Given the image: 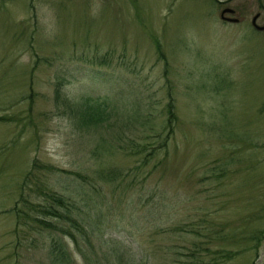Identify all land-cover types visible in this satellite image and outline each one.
I'll return each mask as SVG.
<instances>
[{"label":"rangeland","instance_id":"rangeland-1","mask_svg":"<svg viewBox=\"0 0 264 264\" xmlns=\"http://www.w3.org/2000/svg\"><path fill=\"white\" fill-rule=\"evenodd\" d=\"M219 10L0 0V264H51L45 192L75 264H264V32Z\"/></svg>","mask_w":264,"mask_h":264},{"label":"trees","instance_id":"trees-1","mask_svg":"<svg viewBox=\"0 0 264 264\" xmlns=\"http://www.w3.org/2000/svg\"><path fill=\"white\" fill-rule=\"evenodd\" d=\"M88 110L93 111L97 105L94 101L89 100L86 104ZM176 106L173 97H170V102L168 104L167 109V123L166 130L169 133L167 137H170L174 131L178 122V115L176 112ZM92 114L86 113L85 120H90ZM1 120V118H0ZM44 197H46V201L48 203L47 206L40 207L38 212L42 214L44 217H38L37 219L42 225L47 227L56 228L57 231L61 233L62 239H54L50 246V256H51V264H75V261L72 257V253L70 251L69 244L64 240L66 237L72 238V240L78 244L79 234H82L84 227L81 222V217L78 218L73 217L74 213H80L78 208L75 207L68 199L63 196L54 193V192H45ZM54 218L57 221L65 222L69 226L71 225L73 231L66 229L63 226H57L58 223L53 221H49L48 219ZM232 255V254H231ZM230 255V256H231Z\"/></svg>","mask_w":264,"mask_h":264},{"label":"flooded vegetation","instance_id":"flooded-vegetation-1","mask_svg":"<svg viewBox=\"0 0 264 264\" xmlns=\"http://www.w3.org/2000/svg\"><path fill=\"white\" fill-rule=\"evenodd\" d=\"M220 7V20L224 24L241 25L249 23L252 27L263 33L257 27H264V0H213Z\"/></svg>","mask_w":264,"mask_h":264},{"label":"water","instance_id":"water-1","mask_svg":"<svg viewBox=\"0 0 264 264\" xmlns=\"http://www.w3.org/2000/svg\"><path fill=\"white\" fill-rule=\"evenodd\" d=\"M259 30H264V27H257Z\"/></svg>","mask_w":264,"mask_h":264}]
</instances>
